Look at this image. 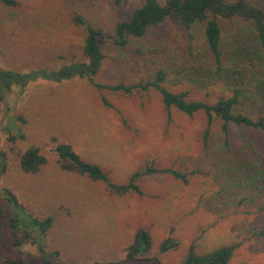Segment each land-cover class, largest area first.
Wrapping results in <instances>:
<instances>
[{"label":"rangeland","instance_id":"1","mask_svg":"<svg viewBox=\"0 0 264 264\" xmlns=\"http://www.w3.org/2000/svg\"><path fill=\"white\" fill-rule=\"evenodd\" d=\"M141 1L0 3V67L25 72L84 60L81 46L88 24L103 32L95 81L137 84L162 69L170 91L211 103L236 87L234 109L264 116V94L255 91L264 77L248 23L218 20L221 70L216 72L202 24L185 29L173 14L143 36L113 44L106 36L114 23ZM249 1L264 5V0ZM204 126L201 111L186 115L165 108L153 89L135 87L123 94L97 91L84 78L38 79L12 88L0 100V190L9 189L30 215L52 218L43 241L44 250L55 253L52 264H179L189 244L197 253L235 244L228 264H264V132L228 124L224 145L218 120H211L206 142ZM16 128L23 137L11 139ZM57 143L69 144L82 159L98 164L114 183H125L149 164L164 171L139 175L140 194H111L101 182L62 170L54 152ZM30 146L45 158L32 173L23 172L18 162ZM168 170L182 173L186 181ZM0 205V264L18 253L28 264H45L35 244L13 247L1 196ZM138 228L147 230L151 247L146 257L130 261L124 248ZM165 237L177 246L159 252Z\"/></svg>","mask_w":264,"mask_h":264},{"label":"trees","instance_id":"2","mask_svg":"<svg viewBox=\"0 0 264 264\" xmlns=\"http://www.w3.org/2000/svg\"><path fill=\"white\" fill-rule=\"evenodd\" d=\"M119 4L120 0H113ZM3 6L15 7L16 0H0ZM175 15L178 23L185 29H190L196 23L202 24V36L207 52L211 56L214 70H221V30L218 20L239 19L249 24L258 48L257 59L261 66V73L264 77V5L256 6L249 0H142L134 6L127 18L116 21L112 32L106 37L115 45H125L129 38H139L144 35L149 27L158 25L169 15ZM78 22L82 20L76 17ZM103 32L86 24L81 46V53L84 60H73L61 64L57 68L48 69L44 67L19 72L12 69L0 67V100L4 94L12 88H23L27 83L35 80H48L60 82L74 77L86 79L97 91L108 89L113 92L131 93L132 89L138 87L142 90H155L165 108L174 107L186 115H192L201 111L205 117V126L202 131V141L206 142L209 125L212 119L219 121L222 143L226 145V131L228 124L245 126L264 132V116L251 117L234 107L238 103L239 88H231V94L226 97H219L214 102L189 99L185 91H170L164 85L165 75L162 69H157L153 77L137 84H124L121 82L107 84L94 80L98 73L103 59V52L98 38ZM257 77H260L257 76ZM255 91L264 94V78H259ZM101 101L108 105L104 97ZM22 138L19 128L15 129L13 135L9 136ZM59 167L67 172H74L85 175L92 181L101 182L105 185L107 192L115 195H122L128 192L140 194L141 190L136 183L139 175L164 171L153 166L145 165L142 169L132 172L125 183H114L110 181L106 172L96 163L82 159L77 152L67 143H57L54 146ZM19 167L23 172H36L45 162V158L38 152V148L30 146L19 157ZM4 169V154L0 151V172ZM173 176L186 181L182 173L175 170H168ZM0 196L8 210V226L14 248L23 242H30L36 245L37 254L45 264H52L54 252H46L43 248L44 236L49 229L52 218L46 216L37 218L30 215L17 201L14 194L7 188L0 190ZM2 214L0 205V217ZM264 231V230H262ZM177 246V242L171 237L163 238L157 245L159 252H165ZM151 247V238L146 229L138 228L134 231L132 240L124 248L125 258L136 261L142 256L146 257ZM235 244L217 246L207 252L197 253L192 244H189L179 264H228ZM3 264H28L25 255L18 253L16 256L7 257ZM242 264V263H235Z\"/></svg>","mask_w":264,"mask_h":264}]
</instances>
